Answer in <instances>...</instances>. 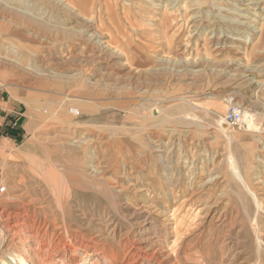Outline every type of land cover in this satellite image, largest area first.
<instances>
[{
  "label": "rangeland",
  "instance_id": "rangeland-1",
  "mask_svg": "<svg viewBox=\"0 0 264 264\" xmlns=\"http://www.w3.org/2000/svg\"><path fill=\"white\" fill-rule=\"evenodd\" d=\"M95 31L125 56L84 36ZM262 81L264 0H0V85L14 87L28 122L0 152V264L23 251L26 264H168L132 239L150 213L140 238L174 250L158 215L173 205L189 232L179 264H264V212L258 244L255 202L226 158L263 198L264 130L219 129L230 99L264 124ZM79 159L102 170L100 193L73 168Z\"/></svg>",
  "mask_w": 264,
  "mask_h": 264
},
{
  "label": "bare ground",
  "instance_id": "bare-ground-1",
  "mask_svg": "<svg viewBox=\"0 0 264 264\" xmlns=\"http://www.w3.org/2000/svg\"><path fill=\"white\" fill-rule=\"evenodd\" d=\"M68 1V0H67ZM65 2V1H64ZM72 2V1H71ZM75 2V1H74ZM94 2V1H93ZM60 3V2H59ZM102 3V2H101ZM65 4V3H64ZM91 4V3H90ZM105 4V3H104ZM89 5V4H88ZM71 6H73V5H71ZM70 6V7H71ZM105 7V6H104ZM103 7V8H104ZM66 8V7H65ZM72 8V7H71ZM74 8V7H73ZM102 8V9H103ZM70 9V8H69ZM2 10V9H1ZM65 10V9H64ZM73 10V9H72ZM71 10V11H72ZM104 11V10H103ZM119 11V10H118ZM66 12V11H65ZM70 11H68L67 13H69ZM115 12H117V11H115ZM75 13H77L76 11H75ZM72 14H74V13H72ZM81 14H83V13H81ZM80 14V15H81ZM105 14H106V12H105ZM110 14V13H109ZM28 15H30V14H28ZM84 15V14H83ZM19 16V15H18ZM79 16V15H78ZM74 17V16H73ZM87 18V17H86ZM92 18V17H91ZM90 18V19H91ZM36 20V19H35ZM94 20V19H93ZM37 21V20H36ZM99 21V20H98ZM91 23V22H90ZM94 23H96V22H94ZM101 23V22H100ZM96 25V24H95ZM99 25V24H98ZM41 27V26H40ZM93 27V26H92ZM73 28V27H72ZM97 29V28H96ZM56 31V30H55ZM89 31V30H88ZM110 32V31H109ZM111 33V32H110ZM77 35H75L74 34V37H76ZM79 36V35H78ZM84 36H88V37H90V36H92V37H94L95 38V40H94V42L96 41L98 44H99V46L101 45V47H102V49H104V50H106V51H108V55H109V57L110 56H123V54H124V56H125V53H123V50L121 51L120 50V48H113L110 44H108V42L107 41H105V40H103L102 39V36L97 32V31H95L94 33H90V32H86L85 33V35ZM104 36V35H103ZM80 37V36H79ZM91 37V38H92ZM106 37H107V34H106ZM84 38V37H83ZM89 39V38H88ZM88 39H87V41H88ZM91 40V39H90ZM89 40V41H90ZM107 40V39H106ZM92 41H93V39H92ZM109 41V40H108ZM113 41H115V40H113ZM93 43V42H92ZM113 43V42H112ZM97 44V45H98ZM115 44V43H114ZM119 44V43H118ZM120 45V44H119ZM92 49V48H91ZM65 51V50H64ZM105 51V52H106ZM66 52H71V49H69V48H67L66 49ZM104 52V51H103ZM176 55H177V53H175ZM179 54V53H178ZM180 55V54H179ZM179 55H177V56H179ZM75 56V55H74ZM77 56V55H76ZM93 56V55H92ZM123 56V57H124ZM175 56V55H174ZM182 56V55H181ZM53 57V56H52ZM105 57V56H104ZM180 57V56H179ZM183 57V56H182ZM72 58H74V57H72V55H70L69 56V53H68V59L66 58V57H64L63 59H64V61L65 62H68V66H72V65H74L73 64V59ZM76 58V57H75ZM106 58H107V56H106ZM126 58H127V56H126ZM131 58V57H130ZM129 58V59H130ZM184 58V57H183ZM82 59V58H81ZM100 59V58H99ZM132 59V58H131ZM43 60V59H42ZM86 60V59H85ZM127 60H128V58H127ZM126 60V62H125V60L123 61V62H125V63H127L128 61ZM188 60V59H187ZM191 61V60H190ZM197 61V60H196ZM196 61L195 60H192L191 62H190V64H191V66L192 67H195V64H197L196 63ZM234 61V60H233ZM77 62V61H76ZM87 62H88V60H87ZM120 62V61H119ZM82 63V62H81ZM116 63V62H115ZM121 63V62H120ZM130 63V62H129ZM65 64H67V63H65ZM124 64V63H123ZM122 64V65H123ZM131 64V63H130ZM155 64V63H154ZM129 65V64H128ZM180 65V64H179ZM185 65V64H184ZM79 66V65H78ZM81 66V65H80ZM134 66V65H133ZM110 67V66H109ZM130 67H132V65L130 66ZM142 67V66H141ZM181 67V66H180ZM82 68H83V65H82ZM143 68V67H142ZM147 68V67H146ZM190 68V67H189ZM197 68V67H196ZM198 68H200V67H198ZM197 68V69H198ZM138 70H135V68H134V72H135V75H138V73L140 74V73H146V71H142V70H139V67L137 68ZM186 69V68H185ZM119 70V69H118ZM128 70H130V71H133V69H128ZM143 70H145V69H143ZM190 70L193 72V73H195L196 72V70H194V69H191L190 68ZM81 71V73H83L84 72V69H82V70H80ZM185 71V70H184ZM126 72V71H125ZM131 73H133V72H131ZM149 73V72H148ZM197 73V72H196ZM43 75H46V73H42ZM42 74L41 73H38V77L39 76H42ZM57 74V73H56ZM77 74V73H76ZM105 75V74H104ZM122 75V74H121ZM127 75V74H126ZM47 76V75H46ZM63 76V75H62ZM103 76V75H102ZM114 78V77H113ZM116 78V77H115ZM122 78V77H121ZM124 79V78H123ZM132 79V78H131ZM147 79V78H146ZM40 80V79H39ZM102 80V79H101ZM133 80V79H132ZM99 81V80H98ZM116 81V80H115ZM114 81V82H115ZM124 81V80H123ZM135 81H137V80H135ZM142 81V80H141ZM101 82V81H100ZM100 82H99V84H100ZM140 82V81H139ZM262 82H264V81H262ZM87 83V82H86ZM104 83V82H103ZM128 83V82H127ZM96 84V83H95ZM118 84V83H117ZM264 84V83H263ZM115 85V84H114ZM261 85V84H260ZM109 86V85H108ZM113 88H114V86H112ZM136 87V86H135ZM263 88V87H262ZM143 89V88H142ZM264 89V88H263ZM129 90V89H128ZM144 90H146V89H144ZM112 91V90H111ZM114 91V90H113ZM118 91V90H117ZM131 92V91H130ZM90 96H94V95H90ZM73 98V97H72ZM78 98V97H77ZM76 98V99H77ZM80 98V97H79ZM260 98H262V95H261V97ZM82 99H84V98H82ZM72 100V99H71ZM75 100V99H74ZM262 100V99H261ZM76 101V100H75ZM263 101V100H262ZM78 102V101H77ZM81 102V101H80ZM85 102V101H84ZM72 103H73V101H72ZM135 105V104H134ZM157 105V104H156ZM70 106V105H69ZM74 106V105H73ZM88 106V105H87ZM139 106V105H138ZM145 106H147L146 104H145ZM155 105H153V107H152V110L151 111H154L155 112V114H156V118H160L161 117V119H165L164 117H167V118H169L170 116H171V112H169L168 110H164L165 108L164 107H159V106H155ZM85 107V106H84ZM129 107V106H128ZM141 107V106H140ZM148 107V106H147ZM151 107V106H150ZM239 107V106H238ZM88 108V107H87ZM130 108V107H129ZM82 109H84V108H82ZM140 109V108H139ZM69 110V109H68ZM238 110L241 112V114H242V121H241V124H242V126H244V127H246L247 129H249V130H253V131H256V132H258V131H260V132H262L263 130H264V124L262 125V124H260L261 123V121L262 120H260V123H256V121H254V115L255 114H253L252 113V111L250 112L249 110H246V109H239L238 108ZM264 111V110H263ZM74 112V111H73ZM149 112V111H148ZM260 113V112H259ZM178 114V113H177ZM181 114V113H180ZM264 114V113H263ZM173 115V114H172ZM188 115V114H187ZM260 115H261V113H260ZM162 116H164V117H162ZM191 116V115H190ZM263 116V115H262ZM261 116V117H262ZM256 117H257V115H256ZM256 119V118H255ZM257 119H259V118H257ZM264 120V119H263ZM259 122V121H258ZM201 123V122H200ZM220 125H221V128H219V129H221V132H223V133H225L226 135H228V136H230L232 139H233V137L235 138V136L233 135L234 134V131H233V127L231 126V125H229L226 121H225V119L223 118L222 120H221V122H220ZM136 126V125H135ZM203 126L205 127V126H207V125H205L204 123H203ZM202 126V127H203ZM200 127V126H199ZM201 127V128H202ZM203 127V128H204ZM97 128V127H96ZM99 129V128H98ZM116 130V129H115ZM201 130V129H200ZM89 132V131H88ZM114 132V131H113ZM117 132V131H116ZM113 134V133H112ZM261 135V134H260ZM115 136V135H114ZM262 136V135H261ZM82 140V139H81ZM87 140V139H86ZM85 139L83 140V142L84 141H86ZM91 141H93V140H91ZM73 142H76V141H73ZM87 142V141H86ZM155 143V142H154ZM82 145V144H81ZM164 145V144H163ZM45 146V145H44ZM70 146V145H69ZM160 146V145H159ZM174 146V145H173ZM79 147V146H78ZM156 147V146H155ZM46 148V147H45ZM71 148H72V146H71ZM73 148H75L74 146H73ZM81 148V147H80ZM77 150V149H76ZM158 150V149H157ZM160 150V149H159ZM158 150V151H159ZM164 150V149H163ZM58 151H59V149H58ZM161 151V150H160ZM77 152V151H76ZM67 153V152H66ZM78 153V152H77ZM81 153V152H80ZM90 154V153H89ZM128 156V155H127ZM162 157H164L163 155H162ZM81 158V157H80ZM228 160H227V165H228V169L230 170V172L232 173V175H233V177H236V179H238L242 184H243V186H244V189L246 190V192L249 194V195H251L252 197H253V200H254V202H255V205H256V212H255V215H254V217L252 218V225H253V229H254V231H255V234H256V238L258 239V241H259V243L258 244H260L261 243V238L259 237V218H260V216H261V214L264 212V197L263 198H259L258 196H257V192H255L253 189H252V187L248 184V182L245 180V177H244V175H243V172H242V170H241V167H240V163H239V161H238V159L236 158V156H235V154L233 153V152H229V155L226 157ZM167 159V158H166ZM80 160V159H79ZM53 161V160H52ZM161 161L162 162H165V159H161ZM168 161V160H167ZM169 162V161H168ZM74 163V162H73ZM84 163V160H80V162L79 161H77V162H75L74 163V165H75V167H73V168H78V170H79V173L82 175V177H83V179L84 180H88V181H91L94 185H96V181H94V179H92V178H96L99 182L97 183L98 185H99V188H96L97 189V191H99V193H100V179L103 177V175H101L102 177H100V170L101 169H99L98 167H96V165L94 166L93 164H87L86 166H87V169L86 170H84L83 168H82V164ZM54 165V164H53ZM101 165V164H100ZM41 166V165H40ZM167 166V165H166ZM37 167V166H36ZM56 167H60V166H56ZM172 167V166H171ZM170 167V169H172ZM39 168V167H38ZM148 168V167H147ZM167 168H168V166H167ZM227 168V167H226ZM60 169V168H59ZM77 170V169H76ZM179 170V169H178ZM228 170V171H229ZM63 171V170H62ZM66 171V170H65ZM64 171V172H65ZM102 171V170H101ZM68 172V171H67ZM63 173V172H62ZM69 173V172H68ZM229 173V172H228ZM245 173V172H244ZM93 176V177H92ZM124 176V175H123ZM148 176H150V175H148ZM115 177V176H114ZM186 177V176H185ZM103 178H105V177H103ZM155 178V177H154ZM109 179V178H108ZM75 180V179H74ZM104 180V179H103ZM110 180V179H109ZM158 180H160L159 178H158ZM68 181V180H67ZM102 181V180H101ZM210 181V180H209ZM107 182V181H106ZM153 182H155L154 180H153ZM239 182V183H240ZM109 183V182H108ZM152 183V182H151ZM160 183H161V181H160ZM207 183V182H206ZM89 184H90V182H89ZM158 184V183H157ZM161 185L163 186V184L161 183ZM65 186V185H64ZM97 186V185H96ZM161 186V187H162ZM57 187H58V185H57ZM167 187V186H166ZM175 187H177V186H175ZM174 187V188H175ZM70 188V187H69ZM105 188L107 189V188H109V186L107 185V184H105ZM115 188V187H114ZM156 188V187H155ZM160 188V187H159ZM168 188H170L169 186H168ZM171 188H173V186L171 187ZM110 189V188H109ZM177 189V188H176ZM59 190V189H58ZM139 190V189H138ZM155 190V189H154ZM197 190V189H196ZM102 191V190H101ZM159 191V190H158ZM166 191V190H165ZM170 191V190H169ZM90 192V191H89ZM161 192V191H160ZM159 192V193H160ZM167 192V191H166ZM172 192V191H171ZM194 192H196V191H193L192 193H194ZM117 193V192H116ZM156 193V192H155ZM179 193V192H178ZM107 194V193H106ZM157 194V193H156ZM169 194H171V193H169ZM164 195V194H163ZM176 195V194H175ZM109 196H111V198L113 197H115L114 196V192L111 190V193H109L108 194V197ZM157 196H158V194H157ZM191 196V195H190ZM194 196H195V194H194ZM155 197V196H154ZM161 197V196H160ZM173 197H175V196H173ZM110 198V197H109ZM159 198V197H158ZM190 198V197H189ZM192 198V197H191ZM190 198V200H192ZM194 198V197H193ZM195 198H196V196H195ZM194 198V199H195ZM172 199H177L176 197L175 198H172ZM166 200H169V198L168 199H166ZM179 200V199H178ZM177 200V201H178ZM186 200V199H185ZM61 201V200H60ZM171 201V200H170ZM170 201H168L169 203H170ZM181 201V200H180ZM112 202V201H111ZM185 202V201H184ZM174 203V202H173ZM216 203V202H215ZM114 204V203H113ZM175 204V203H174ZM185 204V203H184ZM187 204V203H186ZM214 204V203H213ZM152 205V204H151ZM168 205V204H167ZM176 205V204H175ZM209 205V204H208ZM207 205V206H208ZM150 206V205H149ZM148 206V207H149ZM177 206V205H176ZM175 206V207H176ZM184 206V205H183ZM182 206V207H183ZM188 206V205H187ZM215 206V205H214ZM117 207V206H116ZM166 207H168V206H166ZM212 207V206H211ZM145 206H144V210H145ZM165 208V207H164ZM170 208V207H169ZM178 208V207H177ZM181 208V207H180ZM180 208H178V209H180ZM156 209V208H155ZM216 209V208H215ZM255 209V208H254ZM61 210V209H60ZM117 210V209H116ZM139 210H141V209H139ZM168 210V209H167ZM185 210V209H184ZM161 211V209L159 210V214L158 215H163V217H165L164 219L168 222V224H169V229H167V230H169V234H171L173 237H175V239H174V241H173V246H174V250H171V248L170 247H168V245L166 244V243H158V241H157V243L156 242H151L150 241V239H149V236H151V235H146L145 237H147L148 236V238H146V239H143V238H140V237H142L141 236V233L142 232H144L145 230H148L149 228H151L152 226H153V223H154V221H152L153 219H155V217L152 215V220L151 221H149V219H148V215L150 214L149 212V214L148 215H145L144 216V218H143V220H142V222L144 223V225L145 226H143V228H141L140 230H139V232L137 233V234H139L138 235V237L137 238H133L132 240L134 241V244L135 243H137L138 244V247L140 248V249H143L144 247L145 248H147V249H149V250H151L152 251V253L155 255V252L156 253H161L162 255H164V257L167 259V263L168 264H179V261H178V255H177V252L175 251L176 250V246L177 245H179L178 244V242H182V241H180L181 240V237L183 236V234H184V232L186 231V229L188 228V225H187V223L185 222V219H182V218H180V216L178 215V214H176V208H174V205H173V207H172V213H171V209H169V211L167 212L166 211V213H164L163 211L162 212H160ZM210 211V210H209ZM217 211V210H216ZM142 212H145V211H142ZM200 212V211H199ZM146 213V212H145ZM144 213V214H145ZM201 213V212H200ZM197 216L199 215L198 213L196 214ZM264 215V214H263ZM157 218V217H156ZM159 219V218H158ZM163 219V218H162ZM264 219V218H263ZM140 220V219H139ZM201 220V219H200ZM90 221V220H89ZM163 222H165V221H162V223ZM167 222H166V224H167ZM262 222V221H261ZM158 224H160L161 223V221H160V223H159V221L157 222ZM196 224V223H195ZM146 226H148V229L146 228ZM157 226V225H156ZM154 227V226H153ZM161 227H162V225H161ZM33 228V227H32ZM261 228H262V226H261ZM114 229H115V227H114ZM152 230V229H151ZM163 230V229H162ZM167 230H166V232L165 233H167ZM197 230H198V228H197ZM164 231V230H163ZM196 231V230H195ZM160 232V231H159ZM191 232V231H190ZM186 233H187V231H186ZM189 233V232H188ZM187 233V234H188ZM55 234V233H54ZM156 234H157V232H156ZM135 235V234H134ZM153 235V234H152ZM154 235H155V232H154ZM170 235V236H171ZM121 236V235H120ZM123 236V235H122ZM186 236V235H185ZM185 236H183L182 237V239L185 237ZM153 237V236H152ZM187 237H189V236H187ZM151 238V237H150ZM163 238H164V236H163ZM36 239V238H35ZM122 239V238H121ZM159 239V238H158ZM165 239V238H164ZM170 239V238H169ZM29 240V239H28ZM103 240V239H102ZM101 240V241H102ZM123 240V239H122ZM172 240V239H171ZM97 241V240H96ZM107 241V240H106ZM121 241V240H120ZM163 241V240H162ZM169 241V240H168ZM81 242V241H80ZM100 242V241H99ZM109 242V241H108ZM183 242H185V241H183ZM124 243H125V241H124ZM161 244V245H160ZM183 244V243H182ZM87 245V244H86ZM90 245V244H89ZM125 245V244H124ZM171 245V244H170ZM88 246V245H87ZM94 246V245H93ZM178 247V246H177ZM259 247V246H258ZM56 248V247H55ZM134 248H135V246H134ZM264 248V247H263ZM130 249V248H129ZM146 249V250H147ZM259 249V248H258ZM148 250V251H149ZM150 251V252H151ZM180 251V250H179ZM176 252V253H175ZM183 252H184V250H183ZM105 253V256H106V252H104ZM134 253V252H133ZM175 253V254H174ZM185 253V252H184ZM261 253H263V251L261 252ZM110 254V253H109ZM180 254V253H179ZM258 254H259V252H258ZM108 255V254H107ZM161 255V256H162ZM116 256V255H115ZM151 256H153V255H151ZM174 256V258H172ZM183 256V255H182ZM26 257H27V252H24L23 251V253H18V254H14V255H10V257H9V260L11 261H4L3 262V264H26ZM150 257V256H149ZM163 257V256H162ZM161 257V258H162ZM110 258V257H109ZM153 258H155V257H153ZM161 258H159V259H161ZM158 259V258H157ZM156 259V260H157ZM163 259V258H162ZM161 259V260H162ZM181 259H183V258H181ZM184 259H185V257H184ZM196 259V258H195ZM165 260V259H164ZM164 260H163V262H164ZM129 261V260H128ZM181 262V261H180ZM183 262V261H182ZM181 262V263H182ZM131 263V262H130ZM160 263H162L161 261H160ZM165 263V262H164ZM180 263V264H181ZM186 263V262H185ZM184 264V263H183Z\"/></svg>",
  "mask_w": 264,
  "mask_h": 264
},
{
  "label": "crops",
  "instance_id": "crops-1",
  "mask_svg": "<svg viewBox=\"0 0 264 264\" xmlns=\"http://www.w3.org/2000/svg\"><path fill=\"white\" fill-rule=\"evenodd\" d=\"M14 87L0 85V152L18 145L27 133L26 108Z\"/></svg>",
  "mask_w": 264,
  "mask_h": 264
},
{
  "label": "built area",
  "instance_id": "built-area-1",
  "mask_svg": "<svg viewBox=\"0 0 264 264\" xmlns=\"http://www.w3.org/2000/svg\"><path fill=\"white\" fill-rule=\"evenodd\" d=\"M227 110L224 115L225 121L231 125L232 127L240 126L241 127V121H242V114L238 110L236 104L233 102V100L230 99V101H227ZM5 187L0 186V191H4Z\"/></svg>",
  "mask_w": 264,
  "mask_h": 264
}]
</instances>
